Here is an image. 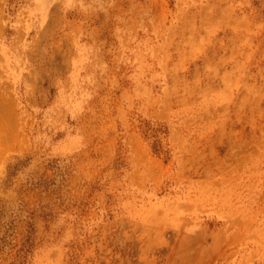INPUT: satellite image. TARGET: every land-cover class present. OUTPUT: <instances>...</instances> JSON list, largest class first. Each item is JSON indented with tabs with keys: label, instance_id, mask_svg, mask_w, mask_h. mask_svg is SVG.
Returning a JSON list of instances; mask_svg holds the SVG:
<instances>
[{
	"label": "rangeland",
	"instance_id": "obj_1",
	"mask_svg": "<svg viewBox=\"0 0 264 264\" xmlns=\"http://www.w3.org/2000/svg\"><path fill=\"white\" fill-rule=\"evenodd\" d=\"M0 264H264V0H0Z\"/></svg>",
	"mask_w": 264,
	"mask_h": 264
}]
</instances>
